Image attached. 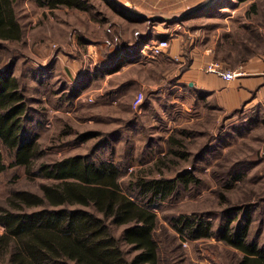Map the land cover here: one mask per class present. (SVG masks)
<instances>
[{
  "label": "rangeland",
  "instance_id": "rangeland-1",
  "mask_svg": "<svg viewBox=\"0 0 264 264\" xmlns=\"http://www.w3.org/2000/svg\"><path fill=\"white\" fill-rule=\"evenodd\" d=\"M87 1L93 7L91 12L69 7L51 9L39 0H22L17 13L25 36L0 48V69H8L14 62L13 75L21 80L31 105L26 131L31 138L37 137L44 152L36 166L75 154H85L89 160H112L120 166L124 191L142 204L146 203L137 188L129 184L131 180L191 173L195 180L189 185L180 184L173 196L150 205L159 219V264H237L242 253L219 237L229 222L236 226L250 220L249 238L264 248L263 108L239 109L241 112L232 116L231 112L205 107L191 96L179 100L188 105L186 113L181 103L173 105L170 99L167 119L158 114L147 116L136 126L139 108L133 102V111L121 114L118 109L94 108L84 94L77 100L73 85L65 83L59 74V53L93 63L101 46L97 42L82 46L79 41L87 38L84 32H73L70 39L60 41L59 14L75 11L82 31H87L88 17L102 22L105 16L101 0ZM256 4V12L250 3H244L237 11L230 8L228 13L218 12L219 17L209 21L211 27H221L222 37L227 22H231L232 31L225 33L229 43L223 50L230 65L237 58L229 55V49L238 48L234 51L237 56L264 53V0ZM245 26L249 29L244 30ZM252 31L255 37L249 34ZM237 39L249 41L248 50L245 43L238 45ZM95 48L92 57L88 49ZM47 182L50 179L29 174L21 166L0 171V206L8 205L14 190L41 193V185ZM183 216L211 221L217 236L190 238L178 229ZM123 228L115 227V232L120 235ZM5 231L6 225L0 222V235ZM124 247L129 257L137 253L127 243Z\"/></svg>",
  "mask_w": 264,
  "mask_h": 264
},
{
  "label": "trees",
  "instance_id": "trees-1",
  "mask_svg": "<svg viewBox=\"0 0 264 264\" xmlns=\"http://www.w3.org/2000/svg\"><path fill=\"white\" fill-rule=\"evenodd\" d=\"M21 1L0 0V48L5 43L20 42L25 36L17 13ZM39 1L51 9H93L87 0ZM256 7L254 2L251 9ZM253 32L249 34L255 37ZM190 61L188 57L186 65ZM9 65L8 69H0V171L21 166L50 182L41 185V193L14 190L8 205L0 206V222L6 225L0 235L1 262L159 264V219L150 205L173 196L180 184L189 185L195 180L193 175L131 180L129 184L137 188L146 203L142 204L124 191L120 166L112 160H89L85 154H75L36 166L44 152L37 137L31 138L26 131L31 105L21 80L13 75L14 62ZM239 109L232 111V116ZM174 152L180 155V151ZM178 223L182 224L178 229L192 239L217 236L211 221L183 216ZM118 226L124 227L120 235L115 232ZM249 236L247 220L236 226L227 223L219 237L242 253L237 264H264V248ZM125 243L137 251L134 256L129 257Z\"/></svg>",
  "mask_w": 264,
  "mask_h": 264
},
{
  "label": "crops",
  "instance_id": "crops-1",
  "mask_svg": "<svg viewBox=\"0 0 264 264\" xmlns=\"http://www.w3.org/2000/svg\"><path fill=\"white\" fill-rule=\"evenodd\" d=\"M207 1L101 0L105 8L103 21L88 17L87 31H82L75 11H70L69 15L61 13L60 41L70 39L73 32L79 35L84 32L87 38L81 39L80 44L97 42L101 51L93 63L80 56L68 58L59 53V74L65 83L73 85L77 100L84 94L94 108L118 109L121 114L133 111V98L143 91L146 99L135 113L136 126L147 116L158 114L167 119L168 100L172 99L174 105L191 96L205 107L224 112L239 108L256 111L260 107L264 112V53L237 56L234 51H239L238 48L229 49V55L237 58V62L230 65L223 50L225 43H229L225 33L232 31L231 22H227L223 37L221 27L213 28L209 24L219 17L218 12L228 13L230 8L237 11L239 4L244 3H250L251 7L257 0H213L210 6L186 16ZM119 4L137 13L126 11ZM251 10L256 12L257 7ZM246 27L244 30L249 29ZM163 40L169 42V47L155 53L153 45ZM237 43H245L247 50L250 46L245 40L237 39ZM251 44L253 47V42ZM188 57L191 61L186 65ZM213 62L233 67L239 75L225 80L207 70ZM182 105L186 113L189 107ZM127 121L132 122V119L127 118Z\"/></svg>",
  "mask_w": 264,
  "mask_h": 264
},
{
  "label": "built area",
  "instance_id": "built-area-1",
  "mask_svg": "<svg viewBox=\"0 0 264 264\" xmlns=\"http://www.w3.org/2000/svg\"><path fill=\"white\" fill-rule=\"evenodd\" d=\"M169 47V42L167 40H163L160 41L156 44L153 45V51L155 53H160L161 51H163L165 48ZM91 49V48H90ZM89 50V52L91 51V56L94 55L97 51V48L93 49V50ZM93 57V56H92ZM208 71H213L218 73L219 75H221L225 80H233L235 77H237L239 75L238 70H234V69H229L226 68L224 65H222L220 62H213L211 64L208 65L207 67ZM144 94L142 92H140L139 94L136 95V97L133 100V105L135 108H140L142 102L144 101Z\"/></svg>",
  "mask_w": 264,
  "mask_h": 264
},
{
  "label": "water",
  "instance_id": "water-1",
  "mask_svg": "<svg viewBox=\"0 0 264 264\" xmlns=\"http://www.w3.org/2000/svg\"><path fill=\"white\" fill-rule=\"evenodd\" d=\"M211 4H213V0H209V1L205 2L204 4L198 6L197 8H194L193 10H191L190 12H188V13L186 14V16H190V15H192V14L198 12L199 10H202V9H204V8H206V7H208V6H210ZM121 6H122V5H121ZM122 7H124V6H122ZM124 8H126V7H124ZM126 9H128L129 11H131V12H133V13H137L136 11H133V10H131V9H129V8H126Z\"/></svg>",
  "mask_w": 264,
  "mask_h": 264
}]
</instances>
